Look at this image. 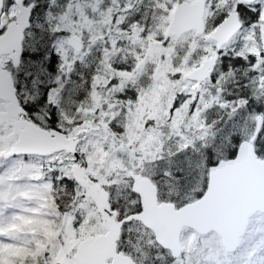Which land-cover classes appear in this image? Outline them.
I'll use <instances>...</instances> for the list:
<instances>
[{"label":"snow or ice","instance_id":"snow-or-ice-1","mask_svg":"<svg viewBox=\"0 0 264 264\" xmlns=\"http://www.w3.org/2000/svg\"><path fill=\"white\" fill-rule=\"evenodd\" d=\"M0 264H264V0H0Z\"/></svg>","mask_w":264,"mask_h":264}]
</instances>
